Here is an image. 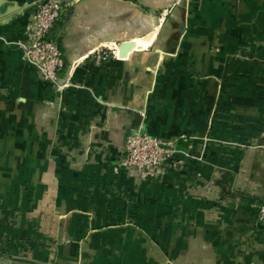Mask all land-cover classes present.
<instances>
[{
	"label": "crops",
	"instance_id": "0c3cea01",
	"mask_svg": "<svg viewBox=\"0 0 264 264\" xmlns=\"http://www.w3.org/2000/svg\"><path fill=\"white\" fill-rule=\"evenodd\" d=\"M35 2L0 0V264H264V0H75L60 90ZM133 130L174 150L155 178L119 167Z\"/></svg>",
	"mask_w": 264,
	"mask_h": 264
},
{
	"label": "built area",
	"instance_id": "2783aa9c",
	"mask_svg": "<svg viewBox=\"0 0 264 264\" xmlns=\"http://www.w3.org/2000/svg\"><path fill=\"white\" fill-rule=\"evenodd\" d=\"M74 1L36 0L34 15L27 29V39L22 45L27 60L35 65L39 79L57 90L62 88L60 78L65 67V58L59 43L52 36V31ZM104 47L110 46L103 45L95 51L99 59H105L109 54ZM113 53L116 56L114 51ZM173 152L174 150L156 136L133 131L123 143L119 167L137 181L155 178L171 162ZM174 163L175 161L172 164ZM257 217L264 232V202L258 206Z\"/></svg>",
	"mask_w": 264,
	"mask_h": 264
},
{
	"label": "rangeland",
	"instance_id": "374dc122",
	"mask_svg": "<svg viewBox=\"0 0 264 264\" xmlns=\"http://www.w3.org/2000/svg\"><path fill=\"white\" fill-rule=\"evenodd\" d=\"M133 1H137V0H133ZM127 14L129 16L128 19L118 21V30L122 29L125 31H129L130 33H133L135 31L144 32L150 28L149 27L150 26V19L148 18L149 16L147 15V12H142V13H140V15L139 14L134 15L132 13V16H131L130 11H128ZM104 46H108V45H104ZM104 48L108 51L109 54H107L108 56H106L105 59L101 58L100 61H105L108 58L113 57V55H114V53H113L114 49L112 47H104ZM98 60H99V58H98ZM218 107L219 108L215 109L214 113H218V111L223 113L224 112L223 108L220 106H218ZM213 108H215V107H213ZM133 131H139V130H133ZM133 131H130L128 134H130Z\"/></svg>",
	"mask_w": 264,
	"mask_h": 264
}]
</instances>
